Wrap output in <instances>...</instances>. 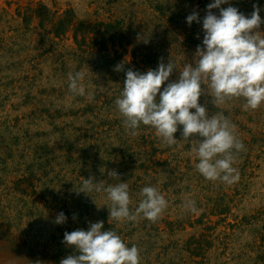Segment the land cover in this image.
Segmentation results:
<instances>
[{
    "label": "rangeland",
    "instance_id": "1",
    "mask_svg": "<svg viewBox=\"0 0 264 264\" xmlns=\"http://www.w3.org/2000/svg\"><path fill=\"white\" fill-rule=\"evenodd\" d=\"M212 2L0 0V264H60L79 255L64 233L100 221L138 247L140 264H264V104L245 111L243 98L223 106L199 98L210 116L223 112L235 124L244 144L231 185L195 170L182 126L171 147L149 126L132 136L114 104L127 69L144 73L170 59L174 81L194 62L204 33L186 17L195 11L202 21ZM253 5L264 20V0L220 7L250 17ZM119 63L124 71H114ZM77 71L85 73V96L68 90ZM112 170L119 178L107 175ZM90 177L105 186L127 182L133 210L145 186L157 187L168 207L155 223L111 220L106 194H77ZM187 199L195 213L184 209ZM61 212L67 219L57 224Z\"/></svg>",
    "mask_w": 264,
    "mask_h": 264
},
{
    "label": "clouds",
    "instance_id": "2",
    "mask_svg": "<svg viewBox=\"0 0 264 264\" xmlns=\"http://www.w3.org/2000/svg\"><path fill=\"white\" fill-rule=\"evenodd\" d=\"M228 2L209 3L202 21L195 11L186 17L189 26L193 21L202 23V47L197 46L194 62L186 63L174 81H170V76L176 66L170 59L165 64L161 58L155 70L144 73L129 68L114 104L125 130L132 136L138 135L141 125L149 126L155 129L163 145L171 147L177 143L174 134L178 126H182V140L191 142V154L198 161L195 170L206 180L231 185L239 179L238 170L233 167L234 153L243 151L244 144L237 139L235 124L223 112L210 116L207 107L198 101L207 94L214 106H223L243 98L245 111L256 110L264 104V33L258 31L264 20L256 5L250 17H246L236 7H220ZM213 9H219V16ZM114 71H124V64H117ZM84 78L83 71L68 74L71 94L85 96ZM165 82L168 83L161 90ZM87 98L92 100L94 96L88 94ZM107 175L119 178L114 170ZM94 181L92 177L83 179L77 194L88 195L93 191L106 194L111 220L146 219L155 223L168 207L165 196L155 186L140 190L141 199L133 210L127 182L105 186L102 181ZM183 207L193 213L197 211L192 199L185 200ZM66 219L61 212L55 223L62 224ZM104 229L100 221L90 222L87 230L65 232L63 243L74 247L79 255H69L60 264H140V250L135 244L129 247L116 232Z\"/></svg>",
    "mask_w": 264,
    "mask_h": 264
}]
</instances>
